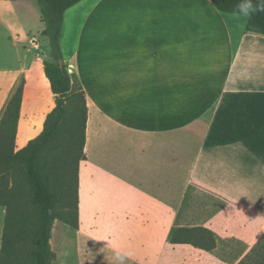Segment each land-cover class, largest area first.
Wrapping results in <instances>:
<instances>
[{
  "label": "crops",
  "instance_id": "obj_1",
  "mask_svg": "<svg viewBox=\"0 0 264 264\" xmlns=\"http://www.w3.org/2000/svg\"><path fill=\"white\" fill-rule=\"evenodd\" d=\"M34 3L0 0V121L25 81L17 150L56 106L53 58L27 22L48 39ZM247 23L211 0H82L65 12L62 58L88 105L80 225L58 221L73 264H119L116 251L131 253L125 264H264V34ZM178 227L212 230L216 248L173 243Z\"/></svg>",
  "mask_w": 264,
  "mask_h": 264
},
{
  "label": "trees",
  "instance_id": "obj_2",
  "mask_svg": "<svg viewBox=\"0 0 264 264\" xmlns=\"http://www.w3.org/2000/svg\"><path fill=\"white\" fill-rule=\"evenodd\" d=\"M80 1L37 0L53 58L44 62V70L56 95V106L46 116L42 132L16 149L24 80L0 121V206L6 210L0 264H53L54 223L75 229L80 225L79 172L86 158L88 105L78 75L63 62L60 44L65 12ZM211 2L233 13L238 0ZM246 29L264 34V12L249 17ZM171 241L207 251L217 246L215 233L206 227H178Z\"/></svg>",
  "mask_w": 264,
  "mask_h": 264
},
{
  "label": "rangeland",
  "instance_id": "obj_3",
  "mask_svg": "<svg viewBox=\"0 0 264 264\" xmlns=\"http://www.w3.org/2000/svg\"><path fill=\"white\" fill-rule=\"evenodd\" d=\"M34 4H36V6H38V2L37 0H34ZM34 8V6H32ZM4 17H8L9 19H12L14 21H16V16L13 15L12 13H8V16L6 14H4ZM28 23H30L31 28L32 29H39V21L38 19H36V17H34V19H31V21H27ZM14 23V22H13ZM15 24V23H14ZM22 27V26H20ZM27 25L24 24L23 28L24 30H26ZM34 30V34L37 36V38L41 39V49H43V52H45L46 54H48L49 56L52 57L51 55V50H50V45H49V41L46 37H44L41 33V31L39 30ZM20 49L21 52H25V47L23 45H20ZM35 51V50H34ZM33 51V53H31V57L35 54ZM181 145L180 149L183 157H184V161L185 163L191 158L193 151L196 147V143H187V144H179ZM200 190L198 188H191L189 190V193L192 194H197ZM206 196L208 197V199H212L214 200V197H211V195H209L208 193H205ZM51 244H52V248L54 249V251L57 254V258L54 262V264H58V254H59V262H62L63 264H73L72 260H71V252H72V247H71V241L66 243V242H61L58 241V221H56L54 223L53 229H52V240H51ZM66 254V255H65Z\"/></svg>",
  "mask_w": 264,
  "mask_h": 264
},
{
  "label": "clouds",
  "instance_id": "obj_4",
  "mask_svg": "<svg viewBox=\"0 0 264 264\" xmlns=\"http://www.w3.org/2000/svg\"><path fill=\"white\" fill-rule=\"evenodd\" d=\"M257 12H264V0H238L233 15L237 19L249 18ZM66 255V254H65ZM131 253L116 251L115 259L119 264H125L126 258Z\"/></svg>",
  "mask_w": 264,
  "mask_h": 264
},
{
  "label": "built area",
  "instance_id": "obj_5",
  "mask_svg": "<svg viewBox=\"0 0 264 264\" xmlns=\"http://www.w3.org/2000/svg\"><path fill=\"white\" fill-rule=\"evenodd\" d=\"M33 41H34V43L36 42L35 38H34V40H33Z\"/></svg>",
  "mask_w": 264,
  "mask_h": 264
}]
</instances>
